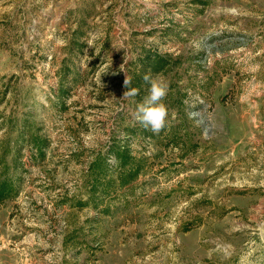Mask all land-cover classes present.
Segmentation results:
<instances>
[{
  "label": "rangeland",
  "instance_id": "1",
  "mask_svg": "<svg viewBox=\"0 0 264 264\" xmlns=\"http://www.w3.org/2000/svg\"><path fill=\"white\" fill-rule=\"evenodd\" d=\"M145 74L168 85L159 134ZM114 137L143 167L93 190ZM5 178L0 264H264V0H0Z\"/></svg>",
  "mask_w": 264,
  "mask_h": 264
},
{
  "label": "trees",
  "instance_id": "2",
  "mask_svg": "<svg viewBox=\"0 0 264 264\" xmlns=\"http://www.w3.org/2000/svg\"><path fill=\"white\" fill-rule=\"evenodd\" d=\"M146 62L142 69H151V71L157 72L163 70L168 59L165 55L159 53L147 54L145 57ZM141 77L139 74L136 78L132 79L130 87H140ZM34 146L38 151L44 154L43 150L49 145L46 138L35 139ZM113 142L109 143L107 154H99L89 165V172L93 175L94 183L93 190L105 191L112 181L118 182L120 186L131 183L139 174L143 167L142 159H135L132 155L131 149L127 143L121 144L117 138H113ZM107 156H113L115 164L111 163V159H107ZM110 177L109 179H107ZM104 180V183L102 182ZM99 182V183H98ZM104 184V188H102ZM18 192L13 180L3 179L0 181V201H4L6 198L16 194ZM87 202H81L86 204Z\"/></svg>",
  "mask_w": 264,
  "mask_h": 264
},
{
  "label": "clouds",
  "instance_id": "3",
  "mask_svg": "<svg viewBox=\"0 0 264 264\" xmlns=\"http://www.w3.org/2000/svg\"><path fill=\"white\" fill-rule=\"evenodd\" d=\"M143 79L150 87L144 101L137 106L136 120L145 129H150L152 133L159 134L166 127L169 118V110L163 103L167 96L168 85L150 74H145ZM131 83V77L126 74L123 82L126 91L123 93V98L134 97L138 94L139 90L130 87Z\"/></svg>",
  "mask_w": 264,
  "mask_h": 264
}]
</instances>
